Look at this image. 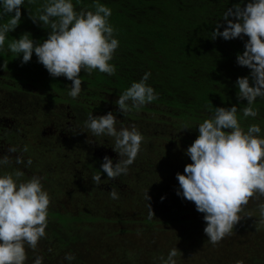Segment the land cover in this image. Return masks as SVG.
Masks as SVG:
<instances>
[{
	"label": "trees",
	"instance_id": "1",
	"mask_svg": "<svg viewBox=\"0 0 264 264\" xmlns=\"http://www.w3.org/2000/svg\"><path fill=\"white\" fill-rule=\"evenodd\" d=\"M44 2L26 0L9 40L26 31L37 42L47 38L48 30L33 23L28 10L36 14ZM99 2L112 9L110 23L118 30L120 46L112 61L117 71L111 76L82 72L79 97H70L72 82L52 77L35 54L22 64V55L15 58L7 41L0 52V65L8 61L7 70L0 67V155L11 145H27L24 158L31 157V167L13 163L6 170L20 168L24 179L46 177L42 183L52 200L47 237L35 252L28 250L26 264H33L36 255L44 257L43 264H161L159 257L166 258L174 247L181 253L177 264H264V228L257 231L254 223L258 214L241 220L233 235L213 246L204 233L203 214L177 195L176 174L191 162L185 150L197 138L198 124L211 118L210 109L247 103L238 99L236 86L240 76L250 74L236 62L247 38H210L238 0ZM92 3L81 0L77 8ZM146 72L159 98L124 116L115 101ZM255 107L259 115L242 124L258 123L264 133V99L258 98ZM109 111L116 114L118 129L135 124L144 136L128 174L116 180H107L101 170L105 156L119 160L113 138L92 137L96 141L89 144L91 133L84 128L90 113ZM183 125L192 128L181 131ZM12 155L14 160L18 153ZM61 161L67 168L58 165ZM95 173L101 174L98 187L91 178ZM80 181L85 187L79 193ZM113 188L117 200L110 198ZM147 191L155 212L151 220ZM256 203L251 201L246 211L256 213ZM66 253L76 259L65 260Z\"/></svg>",
	"mask_w": 264,
	"mask_h": 264
},
{
	"label": "clouds",
	"instance_id": "2",
	"mask_svg": "<svg viewBox=\"0 0 264 264\" xmlns=\"http://www.w3.org/2000/svg\"><path fill=\"white\" fill-rule=\"evenodd\" d=\"M26 0H0V52L6 41L8 50L15 58L22 55V64L31 61L33 54L48 73L54 77H65L71 81L68 93L73 99L82 92L81 73L91 75L98 70L108 75L116 74L112 63L120 41L118 30L110 23L112 9L94 0L90 5L77 8L81 0H45L36 8V14L29 10V17L48 30L46 39L37 42L30 32L9 40V34L16 30L22 19V7ZM35 4L36 0H27ZM7 18V19H5ZM223 27V31H221ZM224 40L246 37L244 50L237 54V64L250 69V74L236 80L239 100H246L243 108L231 107L210 109L211 118L204 119L196 127L197 138L187 147L185 154L191 162L183 173H177V195L194 203L196 210L203 214L206 227L204 233L208 242L218 245L224 238L234 234L241 220L254 217L256 230L264 228V133L260 124H242V120L255 118L259 109L255 107L258 98L264 99V0H238L229 7L211 34V39ZM5 70L8 61L0 65ZM151 76L146 72L134 81L115 101L118 111L127 116L132 110L139 111L146 104L156 101L159 94L147 81ZM242 113V116L240 115ZM118 118L113 111L94 116L90 113L84 122L92 137L113 138V150L119 160L113 162L109 156L103 158L101 170L107 180H116L127 175L130 166L137 159L144 141L143 134L135 124L117 128ZM192 127L183 125L181 131ZM29 151L11 145L7 153L0 155V264H26L28 250L35 252L39 242L47 237L49 209L52 203L50 193L42 181L44 176L32 175L24 179L20 168L6 170V166L25 165L30 168L33 161L24 153ZM13 153H18L14 155ZM98 187L101 174L92 175ZM110 198L119 199L113 188ZM148 203V219L155 217L150 203L151 196L145 193ZM163 200L164 197H161ZM251 201H256V213L246 211ZM51 251V249H49ZM180 251L172 248L167 257L160 256L161 264H177ZM65 260L76 259L66 253ZM44 257L36 255L33 264H43ZM237 264H244L237 261Z\"/></svg>",
	"mask_w": 264,
	"mask_h": 264
},
{
	"label": "rangeland",
	"instance_id": "3",
	"mask_svg": "<svg viewBox=\"0 0 264 264\" xmlns=\"http://www.w3.org/2000/svg\"><path fill=\"white\" fill-rule=\"evenodd\" d=\"M56 162V161H55ZM64 163V164H62V163ZM61 162H59L58 163V165H60V166H63V167H65V168H67V164L64 162V161H61ZM62 173H63V171H61ZM85 182L84 181H80L79 182V189H78V191L77 192H79L80 193V190H81V187H85V184H84ZM66 207H70L69 205L68 206H66ZM73 207H75V205L73 206Z\"/></svg>",
	"mask_w": 264,
	"mask_h": 264
}]
</instances>
